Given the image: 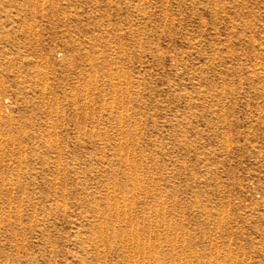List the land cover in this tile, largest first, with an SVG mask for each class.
I'll return each instance as SVG.
<instances>
[{
  "label": "rangeland",
  "instance_id": "374dc122",
  "mask_svg": "<svg viewBox=\"0 0 264 264\" xmlns=\"http://www.w3.org/2000/svg\"><path fill=\"white\" fill-rule=\"evenodd\" d=\"M0 264H264V0H0Z\"/></svg>",
  "mask_w": 264,
  "mask_h": 264
},
{
  "label": "bare ground",
  "instance_id": "6f19581e",
  "mask_svg": "<svg viewBox=\"0 0 264 264\" xmlns=\"http://www.w3.org/2000/svg\"><path fill=\"white\" fill-rule=\"evenodd\" d=\"M137 240V239H136Z\"/></svg>",
  "mask_w": 264,
  "mask_h": 264
}]
</instances>
